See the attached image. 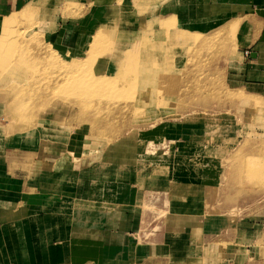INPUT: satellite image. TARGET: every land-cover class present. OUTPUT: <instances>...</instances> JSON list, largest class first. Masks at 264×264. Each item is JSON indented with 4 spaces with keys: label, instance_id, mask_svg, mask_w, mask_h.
<instances>
[{
    "label": "rangeland",
    "instance_id": "obj_1",
    "mask_svg": "<svg viewBox=\"0 0 264 264\" xmlns=\"http://www.w3.org/2000/svg\"><path fill=\"white\" fill-rule=\"evenodd\" d=\"M55 1L51 8L41 7L50 13L39 15L37 8L26 21L25 16L13 17L16 13L0 21V141L32 144L23 138H33L45 144L49 138L42 134L48 133L58 137L61 152L92 158L124 137L133 140L155 128L188 124L192 133L202 135L186 142L194 153L188 157L190 177L200 182L202 175L208 176L202 165L212 162L203 156L213 155L217 166L212 175L224 199L229 189L230 200L215 206L228 208L231 219L245 216L249 206L240 201L253 192L264 196V93L236 87L229 75L237 71L241 55L240 19L215 11L203 12L200 18L196 0ZM165 19H170L168 32L160 23ZM34 49L51 50L74 67H63L57 73L67 69L68 74L56 77L57 67L39 59L41 51ZM103 65L113 71L101 72ZM232 128L243 141L238 136L206 140L211 138L207 133ZM163 141L155 152L174 156V141ZM138 151L143 152L140 144ZM154 173L153 186L147 180L146 205L157 198L154 206L163 213L156 216L146 205L145 212L157 229L168 207L163 203L171 181L160 169L150 175ZM209 194L215 195L212 189ZM212 200H206L209 211Z\"/></svg>",
    "mask_w": 264,
    "mask_h": 264
},
{
    "label": "crops",
    "instance_id": "obj_2",
    "mask_svg": "<svg viewBox=\"0 0 264 264\" xmlns=\"http://www.w3.org/2000/svg\"><path fill=\"white\" fill-rule=\"evenodd\" d=\"M28 2L40 15L52 12L39 9L55 0H0V21ZM197 2L200 18L215 11L240 19L241 55L229 75L236 87L264 93V0ZM186 125L124 137L92 158L61 152L58 137L48 133L42 136L51 145L33 138H23L32 144L0 141V264H264L262 192L240 201L249 212L238 219L228 216V208L217 209L230 203L229 189L224 199L211 154L203 157L212 163L201 169L209 175L192 180L188 157L194 153L186 142L202 135ZM207 134V141L244 140L234 128ZM140 138L172 139L174 156L139 152ZM155 169L171 181L157 229L145 212L147 180ZM209 199L215 211L205 208Z\"/></svg>",
    "mask_w": 264,
    "mask_h": 264
},
{
    "label": "bare ground",
    "instance_id": "obj_3",
    "mask_svg": "<svg viewBox=\"0 0 264 264\" xmlns=\"http://www.w3.org/2000/svg\"><path fill=\"white\" fill-rule=\"evenodd\" d=\"M56 2V1H55ZM46 5V4H45ZM44 6V5H43ZM41 7V6H40ZM32 8H31V4L28 2L26 5H25V7H23L21 10H19L18 12H16V15H14L13 17H16V16H18V17H21V16H25L26 18H25V21L26 20H28V18L30 19V18H32L31 17V12H32ZM41 10V9H40ZM43 10V9H42ZM43 12V11H42ZM50 16V15H49ZM36 17H38V15L36 16ZM44 19V18H43ZM13 21H15V20H13ZM170 19H165L164 21L162 20L160 23L163 25V30H164V32L165 31H167L168 32V29L169 28H171V27H169L170 26ZM11 21H8L7 22V26L9 25V23H10ZM159 23V22H158ZM143 24H145V23H143ZM146 25V24H145ZM145 25H144V27H145ZM159 25V24H158ZM20 31V30H19ZM23 33V32H22ZM19 34H21L20 32L18 33V35ZM96 35H94V38L96 39V37H95ZM162 36V35H161ZM17 37H19V36H17ZM27 37V36H26ZM93 37V36H92ZM200 38V37H199ZM26 40V39H25ZM27 42H29L28 40H26ZM205 41V40H204ZM180 42V41H179ZM200 43H202V42H199V44ZM89 45H90V43H89ZM52 48V47H51ZM35 50V49H34ZM37 53H39V51H41V53H39V59H41V60H45L46 62L47 61H49V62H51V64L53 65H55L57 68H56V71H53V72H58V70H59V72L60 71H63V70H61L63 67H67V69L68 68H72V67H74V65L73 64H67L66 62H64V60H60V59H58V54H54V52L53 51H51V50H43V49H37V50H35ZM87 51V50H86ZM85 51V52H86ZM16 53V52H15ZM21 52H19L18 51V54H20ZM160 54V53H159ZM16 54H14V56H15ZM21 55V54H20ZM18 56V55H17ZM6 57V56H5ZM168 57V56H167ZM37 58V59H38ZM77 58V57H76ZM132 59V57H127V59L128 60H131ZM4 59H6V58H4ZM57 59H58V61H57ZM153 59V58H152ZM151 59V60H152ZM117 60V59H116ZM156 60V59H155ZM74 60H72L71 61V63L73 62ZM163 61V60H162ZM57 62V64H55ZM69 63V62H68ZM74 63H75V61H74ZM104 63V62H103ZM113 63H115V62H113ZM159 63H161V62H159ZM149 64V63H148ZM77 65V64H76ZM75 65V66H76ZM157 67V66H156ZM64 68V69H65ZM67 69H65V73H66V71H67ZM68 70H70V69H68ZM73 70V69H72ZM101 72L102 71H104L105 73H110V72H112L113 70H111L110 71V69L108 70V67H107V65H103V66H101V69H99ZM128 70V69H127ZM64 72H61V73H53V74H55L56 75V77H63V76H65L64 74ZM126 72H128V71H126ZM52 73V72H51ZM64 73V74H63ZM48 74V73H47ZM49 74H50V72H49ZM67 74H68V71H67ZM70 74V73H69ZM145 74V73H144ZM25 75V74H24ZM52 75V74H51ZM67 76V75H66ZM44 77V76H43ZM49 77V76H48ZM48 77H44V79H46V81L48 82L49 81V79H48ZM55 77V76H54ZM55 77V78H56ZM107 77V76H106ZM64 78V77H63ZM155 78V77H154ZM43 79V80H44ZM165 79V78H164ZM45 81V82H46ZM64 81V80H63ZM159 82H161V81H159ZM158 82V83H159ZM163 83H165V80L164 81H162ZM48 84V83H47ZM154 86V85H153ZM160 86V85H159ZM159 90V89H158ZM135 93V92H134ZM145 93V92H144ZM146 93H147V91H146ZM160 95V94H159ZM132 96H133V94H132ZM140 96V95H139ZM148 96H149V93H148ZM144 98V97H143ZM139 99V98H138ZM142 99V98H141ZM130 100V99H129ZM135 100V99H134ZM137 101V100H136ZM139 101V100H138ZM137 101V102H138ZM148 101H150V100H148ZM129 103V102H128ZM133 103V102H132ZM140 103H141V101H140ZM135 107V106H134ZM138 108V107H137ZM162 109V108H161ZM118 115V114H117ZM124 116H126L125 114H123ZM116 116V115H115ZM119 116V115H118ZM124 116H123V118H124ZM117 117V116H116ZM164 117V116H163ZM133 118V117H132ZM114 119H117V118H114ZM161 119V118H160ZM158 120V119H157ZM156 121V120H155ZM155 121L149 126V127H152V126H154L155 124ZM131 129H128L125 133H123L122 135H124V134H126V133H128L129 131H130ZM121 135V136H122ZM139 144L140 145H142L143 146V152L145 151V152H149V153H153V152H155L156 150H157V148L159 147V144L160 145H163L164 144V141L162 140L161 142H153L152 140H150V141H148V142H142V141H139ZM217 148L218 149H220V147L219 146H217ZM247 159V158H246ZM249 162V161H248ZM250 165V164H249ZM259 172H261V171H259ZM155 178H156V174L154 173V174H152V175H150L149 176V178H148V182H149V184L151 185V186H153V184H154V182H155ZM252 180V179H251ZM248 181V180H247ZM246 182V181H245ZM164 183H165V185H166V187L168 186V184H169V182H167V180H164ZM242 183V182H241ZM155 201H157V198H152V199H150L148 202H147V205H146V210H150V211H153V213L156 215V216H159L160 214H162L163 212L161 211V210H156V208H155ZM168 202V200H167V198H165V200H164V203L163 204H165V203H167Z\"/></svg>",
    "mask_w": 264,
    "mask_h": 264
}]
</instances>
